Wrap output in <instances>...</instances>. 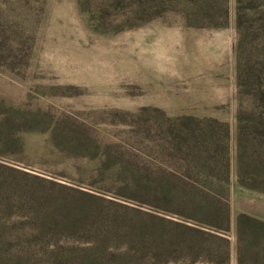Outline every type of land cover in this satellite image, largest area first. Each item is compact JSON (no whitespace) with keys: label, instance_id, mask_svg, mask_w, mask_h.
I'll use <instances>...</instances> for the list:
<instances>
[{"label":"rangeland","instance_id":"374dc122","mask_svg":"<svg viewBox=\"0 0 264 264\" xmlns=\"http://www.w3.org/2000/svg\"><path fill=\"white\" fill-rule=\"evenodd\" d=\"M260 19L264 0H0V264H264V229L236 225L264 221L236 169V45ZM186 128L224 187L184 173L166 134ZM188 178L226 200V259L184 250Z\"/></svg>","mask_w":264,"mask_h":264},{"label":"trees","instance_id":"16d2710c","mask_svg":"<svg viewBox=\"0 0 264 264\" xmlns=\"http://www.w3.org/2000/svg\"><path fill=\"white\" fill-rule=\"evenodd\" d=\"M200 15L203 19L213 16L210 9L201 10ZM257 21V29L260 33L257 37L258 44L250 49L251 54L246 55L247 49L236 45L237 80L239 89L241 86L243 87L242 91H238V99H236L238 120L236 169L237 183L240 186L264 193V19ZM241 24L238 10L236 11L238 31ZM210 26L220 27L222 24L210 23ZM166 135L167 143L173 149L174 154L178 155V159L182 161V168L187 176L209 178L211 179L210 185H213L218 175L224 176L227 172V165L223 162V164L216 165L220 159V150L211 134L186 128L181 133L171 132ZM215 183L219 187H224L222 184L225 183V180L220 178L218 183L217 181ZM183 185L185 188L187 187L190 196H193L187 198L189 205L187 211L202 212V219H194L193 215L187 214L189 219L195 221L194 225L188 226V231L194 236L198 235L201 240L195 246L185 244L183 247L186 254L192 258L201 254L211 256L216 252L212 243L218 241L222 244L220 250L223 249L226 259L228 241L221 235L228 228L226 200L213 192L211 187L203 188L198 180L188 178V180H183ZM194 196H198L203 204H197L195 202L197 199ZM236 225L238 233L242 226L255 227L262 231L264 229V221L245 213L237 216ZM188 242L186 241V243ZM196 259L198 258H193L190 264H194Z\"/></svg>","mask_w":264,"mask_h":264},{"label":"crops","instance_id":"0c3cea01","mask_svg":"<svg viewBox=\"0 0 264 264\" xmlns=\"http://www.w3.org/2000/svg\"><path fill=\"white\" fill-rule=\"evenodd\" d=\"M246 214L250 215L249 213H246Z\"/></svg>","mask_w":264,"mask_h":264}]
</instances>
